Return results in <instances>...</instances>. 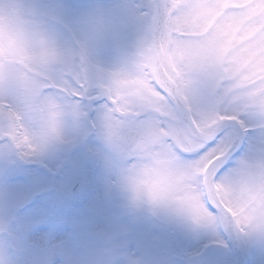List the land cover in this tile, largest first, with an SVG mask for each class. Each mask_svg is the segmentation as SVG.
<instances>
[{
  "label": "clouds",
  "instance_id": "9594fccd",
  "mask_svg": "<svg viewBox=\"0 0 264 264\" xmlns=\"http://www.w3.org/2000/svg\"><path fill=\"white\" fill-rule=\"evenodd\" d=\"M90 111L127 207L264 251V0H0V147L36 157ZM21 251L0 220V264Z\"/></svg>",
  "mask_w": 264,
  "mask_h": 264
},
{
  "label": "rangeland",
  "instance_id": "374dc122",
  "mask_svg": "<svg viewBox=\"0 0 264 264\" xmlns=\"http://www.w3.org/2000/svg\"><path fill=\"white\" fill-rule=\"evenodd\" d=\"M56 2L75 11L97 0ZM114 58L104 55L106 62ZM94 115L78 126L68 121V142L31 159H15L0 147V220L15 233L21 258L29 264H236L225 235L193 232L126 206L89 130ZM78 181L83 187L73 195ZM240 249L243 264H264V251Z\"/></svg>",
  "mask_w": 264,
  "mask_h": 264
},
{
  "label": "water",
  "instance_id": "95a60500",
  "mask_svg": "<svg viewBox=\"0 0 264 264\" xmlns=\"http://www.w3.org/2000/svg\"><path fill=\"white\" fill-rule=\"evenodd\" d=\"M82 188V183L81 182H77L73 188H72V194L76 195L78 194V192L81 190ZM226 242L228 247L230 248V250L234 253L236 259H237V264H243V256H242V252L240 250L239 247H237L233 241L231 239H229L228 237H226Z\"/></svg>",
  "mask_w": 264,
  "mask_h": 264
},
{
  "label": "bare ground",
  "instance_id": "6f19581e",
  "mask_svg": "<svg viewBox=\"0 0 264 264\" xmlns=\"http://www.w3.org/2000/svg\"><path fill=\"white\" fill-rule=\"evenodd\" d=\"M93 201H97V198H92ZM98 212H100V210H98ZM98 220L101 222V215H99V217L97 216Z\"/></svg>",
  "mask_w": 264,
  "mask_h": 264
}]
</instances>
